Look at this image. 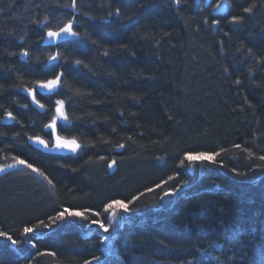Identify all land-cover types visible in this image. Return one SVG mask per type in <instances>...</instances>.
I'll list each match as a JSON object with an SVG mask.
<instances>
[{"label": "trees", "instance_id": "trees-1", "mask_svg": "<svg viewBox=\"0 0 264 264\" xmlns=\"http://www.w3.org/2000/svg\"><path fill=\"white\" fill-rule=\"evenodd\" d=\"M72 4L0 0V166L44 173L0 174V264H264V0ZM69 20L78 38L42 45ZM57 75L40 112L22 90ZM57 100L70 155L28 143H52ZM65 208L87 219L52 223Z\"/></svg>", "mask_w": 264, "mask_h": 264}, {"label": "snow or ice", "instance_id": "snow-or-ice-1", "mask_svg": "<svg viewBox=\"0 0 264 264\" xmlns=\"http://www.w3.org/2000/svg\"><path fill=\"white\" fill-rule=\"evenodd\" d=\"M177 3L180 2V0H176ZM72 7H76V0H73V4ZM245 12H250L251 9L250 8H246L244 9ZM117 14H119V9L117 10ZM233 22H239V18L234 17L233 18ZM215 23V21H214ZM67 34L68 36L71 37H77L79 34L73 30V21L69 20L62 28L59 29V31H49L48 32V36L50 38H57L59 37L61 34ZM24 55H27V53L25 52ZM50 60H56L57 57L56 56H51L49 57ZM77 64H80V61L77 60L76 61ZM61 81V76L57 75L55 79H50L47 80L46 82H39L40 83V87L41 89H47L48 91H54L57 87V85L60 83ZM237 83H239V81H237ZM31 94V92H30ZM35 99V98H34ZM57 104V113L58 115L64 119L67 120L68 117L64 114L63 111V106H64V102L61 100H57L56 101ZM41 107H43V105H40ZM9 116L11 117V114L9 113ZM14 119V117H12ZM53 123H55V121H53ZM37 141L41 144H44L45 147H47V144L45 143V141L40 140L38 137L36 138ZM56 147H64V148H70L73 152H75L80 145L76 142L75 139L73 140H64L62 138H60L59 136L57 137V143H56ZM121 147H123V145H121ZM237 147H239V145H237ZM219 155V153L216 154H206V153H199L196 156H192V155H187L185 158L189 161H193L195 159H201V160H207L209 162H215V157ZM251 155V153L249 154ZM15 159V157L13 158ZM261 160H264V156L260 157ZM19 164L25 165L28 168H31L33 172H38V169L33 168L31 164H26L24 160H19L17 161ZM12 165H9V167H11ZM109 167H111V165H109ZM3 169H0V171H2ZM39 175L43 176L44 173L43 172H38ZM45 179H47V177H44ZM52 182L49 180V184H51ZM165 195H169V193H165ZM135 199V197H134ZM118 209H123L125 212H127L128 209V205L123 203L122 201H113L112 203H109L107 205H105V211L111 213V215L114 217L117 213ZM87 211V209L85 210ZM93 215H97V213H93ZM81 217L83 219H87L86 216H84V214L82 212L79 211H69L68 208H65L63 211L58 212L57 216L55 218L52 219V223H55L57 220H63L66 217ZM93 224H98L99 228L103 229L105 232L109 231V229L105 226V224L103 222H100L98 220H93L91 221ZM41 224H43V222H41ZM48 225H44V227H47ZM24 234L27 235L28 233L33 232V228L30 227H25L24 228ZM0 236H6V233L0 232ZM8 240H11L12 244H18L19 241L12 239L11 236H7ZM33 247H35V245H33ZM49 255H52V253H48ZM85 264H89L88 261H85Z\"/></svg>", "mask_w": 264, "mask_h": 264}, {"label": "water", "instance_id": "water-1", "mask_svg": "<svg viewBox=\"0 0 264 264\" xmlns=\"http://www.w3.org/2000/svg\"><path fill=\"white\" fill-rule=\"evenodd\" d=\"M58 32V31H57ZM70 38H75V37H71L68 36L67 34H61L59 37L57 38H50L47 34V36L44 39V44H55V43H60L64 40L70 39ZM22 57L24 56V54L22 53L21 55ZM36 88L38 91L43 92V93H49V92H53V91H48L47 89H41L40 84L36 85ZM57 88V87H56ZM24 93L28 94L30 96V100L31 102L38 107L40 110H42L43 108L35 101L34 96H33V91H28V90H23ZM31 92V94H30ZM12 120V117H10L9 115L5 116L4 119L2 120L3 122H10ZM46 129H50L52 131L53 134V138L55 140V143H57V132H56V128L55 125L53 123H50L46 126ZM61 138V137H60ZM64 139V138H62ZM64 140H68V139H64ZM29 142L33 145H35L38 148H41L45 151L48 152H58V153H68L71 151L70 148H64V147H56V144L53 148L49 149L47 147H45L44 144H41L37 141L36 138H30ZM80 145V144H79ZM81 147V145H80ZM109 165H111V167H109L110 171H113L114 169V162H111Z\"/></svg>", "mask_w": 264, "mask_h": 264}, {"label": "rangeland", "instance_id": "rangeland-1", "mask_svg": "<svg viewBox=\"0 0 264 264\" xmlns=\"http://www.w3.org/2000/svg\"><path fill=\"white\" fill-rule=\"evenodd\" d=\"M48 32H49V31H48ZM48 32L45 33V35H44V37H43L44 39H45V37L47 36ZM57 107H58V106H57V104H56V106H55V108H54V110H53V117H52L53 121H55V122H57V123L65 122V120L62 119V118L58 115V113H57V111H56ZM50 121H52V120H50ZM46 126H47V125H46ZM118 149H119V148H118ZM71 152H73V151L71 150V151L68 152V153H61V154H62V155H70ZM53 154H59V153H55V152H53ZM196 160H197V159H196ZM190 164H192V162H191ZM9 165H12V166L9 167ZM20 167H26V166H25V165H22V164H19L17 161L12 162V163H10V164H8V165L0 166V169H3L2 171H0V174H2V173H4V172H7V171H9V170H11V169H16V168H20ZM190 167H191V166H190ZM129 211H130V210H128L127 212H125L123 209H118L116 215H120V216L122 217L123 215H127V213H128ZM129 213H130V212H129ZM93 226H96L97 229L103 231V229L99 228L98 224H93Z\"/></svg>", "mask_w": 264, "mask_h": 264}, {"label": "bare ground", "instance_id": "bare-ground-1", "mask_svg": "<svg viewBox=\"0 0 264 264\" xmlns=\"http://www.w3.org/2000/svg\"><path fill=\"white\" fill-rule=\"evenodd\" d=\"M57 31H59V29L57 30ZM75 38H78V36L77 37H75ZM44 42V38H43V40H42V45H44V46H55V45H58V44H60V43H63V42H60V43H55V44H44L43 43ZM22 53L24 54L25 53V51H22L21 53H20V58L21 59H26V56L27 55H24L23 57L21 56L22 55ZM55 61L56 60H48V63H50V64H53V63H55ZM42 82H46V81H42ZM36 84H40L39 82L38 83H36ZM7 115H9V114H6L5 116H7ZM4 116V117H5ZM11 117H13L12 115H11ZM4 119V118H3ZM2 119V120H3ZM13 121V118H12V120L10 121V122H4V123H11ZM1 122H3V121H1ZM49 131H50V133H51V137H52V143L51 144H48V143H46L47 144V148H49V149H51V148H53L54 146H55V140H54V138H53V134H52V131L49 129ZM57 135L60 137V135L57 133ZM30 138H36V137H29L28 138V143L29 144H31L30 142H29V139ZM63 138H65V137H63ZM65 139H68V138H65ZM68 140H71V139H68ZM33 147H35V148H37V149H39V150H41V151H43V152H45V153H48V151H45V150H43V149H41V148H38V147H36L35 145H33V144H31ZM55 153H58V152H55ZM106 237V236H105ZM106 240H107V238H105Z\"/></svg>", "mask_w": 264, "mask_h": 264}]
</instances>
